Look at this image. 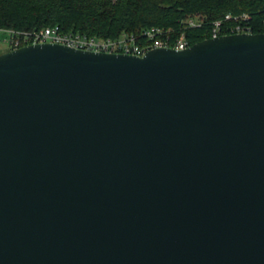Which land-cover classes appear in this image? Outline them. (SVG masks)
Wrapping results in <instances>:
<instances>
[{
	"label": "water",
	"instance_id": "obj_1",
	"mask_svg": "<svg viewBox=\"0 0 264 264\" xmlns=\"http://www.w3.org/2000/svg\"><path fill=\"white\" fill-rule=\"evenodd\" d=\"M0 264H264V33L0 54Z\"/></svg>",
	"mask_w": 264,
	"mask_h": 264
},
{
	"label": "trees",
	"instance_id": "obj_2",
	"mask_svg": "<svg viewBox=\"0 0 264 264\" xmlns=\"http://www.w3.org/2000/svg\"><path fill=\"white\" fill-rule=\"evenodd\" d=\"M252 15L253 33H264V0H0V26L35 30L60 25L102 37L151 26L178 29L201 15V28L187 29L191 45L209 38L211 23L227 14Z\"/></svg>",
	"mask_w": 264,
	"mask_h": 264
},
{
	"label": "built area",
	"instance_id": "obj_3",
	"mask_svg": "<svg viewBox=\"0 0 264 264\" xmlns=\"http://www.w3.org/2000/svg\"><path fill=\"white\" fill-rule=\"evenodd\" d=\"M252 15L249 13L227 14L211 23L209 38L224 35L253 33ZM204 17L194 15L181 22V26L165 28L151 26L137 31L125 30L116 37H102L81 32L67 31L60 25L47 26L35 30H18L0 26V43L8 46V51L31 44L57 43L72 48L143 56L148 51L160 48L184 50L191 46L187 29L201 28Z\"/></svg>",
	"mask_w": 264,
	"mask_h": 264
},
{
	"label": "rangeland",
	"instance_id": "obj_4",
	"mask_svg": "<svg viewBox=\"0 0 264 264\" xmlns=\"http://www.w3.org/2000/svg\"><path fill=\"white\" fill-rule=\"evenodd\" d=\"M8 46L6 44H1L0 43V54L7 52L8 51Z\"/></svg>",
	"mask_w": 264,
	"mask_h": 264
}]
</instances>
